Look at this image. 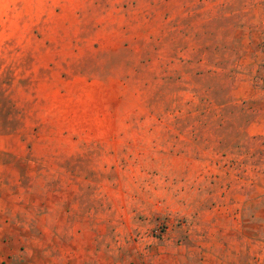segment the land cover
<instances>
[{"label": "rangeland", "instance_id": "374dc122", "mask_svg": "<svg viewBox=\"0 0 264 264\" xmlns=\"http://www.w3.org/2000/svg\"><path fill=\"white\" fill-rule=\"evenodd\" d=\"M258 59L264 0H0V203L71 202L115 264H203L188 230L264 171Z\"/></svg>", "mask_w": 264, "mask_h": 264}, {"label": "crops", "instance_id": "0c3cea01", "mask_svg": "<svg viewBox=\"0 0 264 264\" xmlns=\"http://www.w3.org/2000/svg\"><path fill=\"white\" fill-rule=\"evenodd\" d=\"M257 124L258 136L264 135V61L259 59L258 118L250 128ZM258 177L254 193L248 195L241 186L231 193L230 187L224 202L207 208L202 232L188 230L189 240L202 243L203 264H264V202L259 198L264 195V171L258 170ZM7 187L0 203V264H115L96 241L79 205L78 217H73L69 201L32 202L30 191ZM193 248L182 246V253L174 255L175 264H200Z\"/></svg>", "mask_w": 264, "mask_h": 264}]
</instances>
